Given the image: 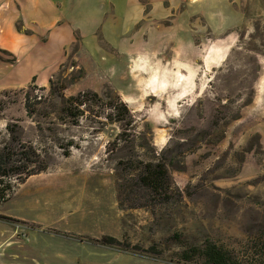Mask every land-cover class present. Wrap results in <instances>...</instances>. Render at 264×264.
I'll return each instance as SVG.
<instances>
[{"label":"rangeland","instance_id":"374dc122","mask_svg":"<svg viewBox=\"0 0 264 264\" xmlns=\"http://www.w3.org/2000/svg\"><path fill=\"white\" fill-rule=\"evenodd\" d=\"M234 3L245 10L246 0ZM254 8V24L218 36L200 20L194 22V40L203 44L196 61L190 60L197 73L188 97L176 103L171 91L147 95L123 89L122 94L136 95L134 104L141 107L134 112L128 106L136 118L127 130L138 136L134 146L122 144L108 151L117 125L107 123L97 134L84 133L87 122L74 128L80 147L68 156L55 149L46 171L29 177L0 203V213L20 220H0V242L7 238L0 245V264H187L156 259L144 249L155 245L164 258L174 259L184 248L207 240L233 250L247 264H264V9ZM12 16V11L4 14L7 29ZM229 34V39H220ZM9 36L5 31L0 42L17 43ZM219 42L225 48L223 59L213 66L209 56ZM98 43L101 52L94 62L78 51L79 40L72 43L49 80L64 83L67 96L91 89L101 95L112 91L124 101L117 87L119 79L126 78L128 59L119 57L100 35ZM83 55V67L73 68ZM0 56L9 58L2 52ZM49 80L45 85L34 80L22 87L0 85V99L6 104L0 132L17 120L24 138L38 141L37 124L26 115L20 89L32 84L48 89ZM144 140L165 162L182 197L155 207L130 208L125 190L122 208L115 179L129 175L115 166L133 153L150 158L153 153L147 154ZM175 232L182 233L179 244L168 239ZM103 236L120 244L95 241Z\"/></svg>","mask_w":264,"mask_h":264},{"label":"crops","instance_id":"0c3cea01","mask_svg":"<svg viewBox=\"0 0 264 264\" xmlns=\"http://www.w3.org/2000/svg\"><path fill=\"white\" fill-rule=\"evenodd\" d=\"M257 6L264 9V0H246L244 11L234 0H147V4L142 0H0V35L8 31V38L17 42H0V52L9 56H0V85L22 87L31 80L45 85L76 40L80 43L78 51L94 62L100 51V35L119 57L128 59L126 78L119 79L117 88L134 112L141 111L134 104L136 95L122 91L139 89L148 91L147 95L171 91L178 103L194 88L197 69L190 60L193 57L196 61L203 44L194 40V22L200 20L218 36L254 24L250 18ZM11 11L7 29L3 18ZM161 21L167 25H160ZM167 46L169 50H165ZM213 47L209 59L214 66L223 59L225 48L223 42ZM11 57L14 61H9ZM75 57L79 58L77 54ZM80 59L82 62L73 68L83 67L85 56ZM153 107L161 110L156 104ZM6 239L3 237L0 245Z\"/></svg>","mask_w":264,"mask_h":264},{"label":"trees","instance_id":"16d2710c","mask_svg":"<svg viewBox=\"0 0 264 264\" xmlns=\"http://www.w3.org/2000/svg\"><path fill=\"white\" fill-rule=\"evenodd\" d=\"M3 52L10 54L4 50ZM9 61H14V57ZM65 88L64 83L49 80L48 89L35 84L20 89L26 115L37 124L38 141L24 138L23 126L17 120L7 122L3 132H0V203L5 202L16 187L29 177L46 171L55 149L68 156L73 148H79L74 128L80 127L83 122L88 123L85 125L86 134L100 133L107 123L117 125L119 131L114 140L108 142V151L113 152L122 144L126 147L134 146L138 136L134 132L128 134L127 130L135 126L136 118L118 94L108 91L101 95L94 90L85 89L67 96ZM5 106V102L0 99V117ZM145 128L147 132L151 131L147 124ZM82 137L79 136V139L82 140ZM144 143L147 142L144 140ZM147 147V154L153 153L148 159L133 153L126 161H117L115 168L121 172L125 170L129 175L126 178L122 174L123 176L115 179L119 205L122 208L126 205L123 196L125 190L130 201L127 206L130 208L155 207L170 199L179 201L182 197V192L173 183L165 162L154 155V146L147 143ZM154 211L152 208V212ZM0 220L20 221L2 213ZM168 239L179 244L183 241L182 233L175 232ZM95 241L109 246L120 244V241L112 236H103ZM124 249H127L125 245ZM144 250L151 251L154 255L152 257L163 261L187 264H247L239 259L233 250L211 240L201 246L184 248L176 254L175 260L164 258L155 245Z\"/></svg>","mask_w":264,"mask_h":264}]
</instances>
